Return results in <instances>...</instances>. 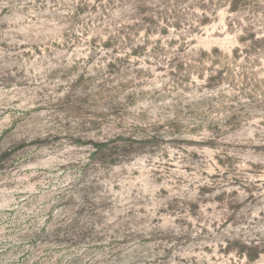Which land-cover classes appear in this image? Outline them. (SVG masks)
<instances>
[{"label":"rangeland","instance_id":"obj_1","mask_svg":"<svg viewBox=\"0 0 264 264\" xmlns=\"http://www.w3.org/2000/svg\"><path fill=\"white\" fill-rule=\"evenodd\" d=\"M0 264H264V0H0Z\"/></svg>","mask_w":264,"mask_h":264},{"label":"trees","instance_id":"obj_2","mask_svg":"<svg viewBox=\"0 0 264 264\" xmlns=\"http://www.w3.org/2000/svg\"><path fill=\"white\" fill-rule=\"evenodd\" d=\"M92 151L90 153V156H99L102 154H105V151L107 150V145L104 143H93L91 145ZM107 155V154H106Z\"/></svg>","mask_w":264,"mask_h":264}]
</instances>
